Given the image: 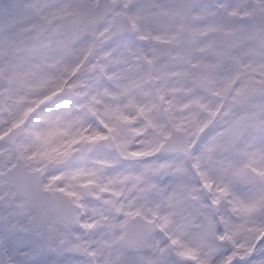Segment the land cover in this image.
Segmentation results:
<instances>
[{"label":"snow or ice","instance_id":"6c2138e0","mask_svg":"<svg viewBox=\"0 0 264 264\" xmlns=\"http://www.w3.org/2000/svg\"><path fill=\"white\" fill-rule=\"evenodd\" d=\"M246 7L249 27H264V0ZM171 10L199 16L205 11L183 3ZM60 11L66 13L63 19L47 20L23 47L0 44V161L10 185L36 207L34 219L51 224L74 217L86 231L118 227L122 235L134 237L144 231L132 219L137 217L167 237L168 248L179 249L180 259L171 264L196 261L193 244L200 232L211 231L221 246L231 240L233 251L209 264H236L238 258L243 264H264V156L241 163L247 175L234 171L236 157L220 160L245 136L254 133L264 143V58L245 62L256 77L253 82L225 55L209 65L198 46L183 69L192 74L183 90L158 84L154 91L144 80L158 65L147 52L161 39L162 28L146 8L70 0ZM213 11V20L235 23L230 4L218 3ZM17 52L24 55L17 58ZM142 54L148 67L137 63ZM161 156L176 159L146 162ZM123 162L140 168L107 177L105 183L107 173ZM171 167L176 173L166 197L167 214L159 206L149 209L151 216L143 205L125 211L134 205L120 204L126 196L122 186L145 181L157 188V176ZM241 184L253 191L242 195ZM136 187L132 183L128 193ZM47 192L60 195L48 197ZM90 194L101 204L93 206ZM108 209L124 219L113 225ZM85 216L91 222H84ZM245 242L247 254L238 256L236 249ZM97 254L90 249L89 255ZM118 264L170 262L142 258Z\"/></svg>","mask_w":264,"mask_h":264},{"label":"rangeland","instance_id":"374dc122","mask_svg":"<svg viewBox=\"0 0 264 264\" xmlns=\"http://www.w3.org/2000/svg\"><path fill=\"white\" fill-rule=\"evenodd\" d=\"M57 1L55 5L49 9L50 0H28L26 8L23 10L17 5V0H0V44L7 47L9 44H15L23 47V42L27 40L32 35L30 30H36L45 24V19H49L51 16L53 20L63 19L66 13L60 11L61 5L70 2V0H53ZM115 4H138L143 6L146 3H151L150 0H121L118 3L116 0H112ZM157 2L158 0H154ZM259 1V0H258ZM214 2V3H213ZM213 2H206L201 8L204 9V15H196L195 19L187 20L189 22L184 25H179L178 30L174 31L170 29L166 24L160 23L156 24L158 27L162 28V35L159 41L155 42V47L147 52V57H151L153 62L158 65L157 70L152 71L151 74L145 76L144 83L148 84L149 76L152 75L156 79L157 84L163 87H168L169 85L181 88L183 90L184 81L192 78V74L183 69L191 63L192 50H199V55L203 56L209 65H215L217 59L209 56V51L215 52L218 56L225 55L230 60H232L240 69V72H249V75L253 77V82H255V75L250 71L245 62H251L264 58V36L262 35L259 27L250 28L247 23V17L249 15L247 7L249 4L248 0H214ZM215 3H227L230 4L235 11L239 12V19L242 21L240 28L232 29L230 25H225L219 19L217 21H203V17H208L212 19L214 16L213 8ZM202 5V4H201ZM168 5H166L167 7ZM40 10L41 17H35L33 10ZM200 9H197L199 11ZM168 12V10L166 9ZM6 15V17H4ZM202 18V20H201ZM198 22V26L192 25L191 22ZM9 21V22H8ZM6 22V24H5ZM189 28L198 38L199 43L193 48H185L178 40V31L182 26ZM212 29H223L225 31L231 32L233 34L232 40L228 43H223L221 41H215L213 38L206 39L208 34ZM35 32V31H34ZM134 47L139 46V41L134 35L131 38ZM207 40V41H206ZM255 41V46L253 45ZM213 44V46H211ZM211 46V47H210ZM261 48V51L259 50ZM209 48V49H208ZM17 58L24 55L23 52L16 53ZM140 58L146 61V57L142 54ZM140 58L137 63H140ZM148 67V64H147ZM158 73V74H157ZM207 78V77H205ZM208 79V78H207ZM211 85V84H210ZM212 86V85H211ZM154 91H158L155 87ZM247 123L250 125L253 123L252 114H249ZM239 135V134H238ZM264 143L253 133L238 139L235 146L230 147L227 151L220 156V160L228 163L231 157L237 158V164L234 171L238 174L247 175V167H241V163L244 161L251 162L252 159H260L264 156ZM255 153V156L253 155ZM2 155V153H0ZM168 157H158L151 161H146L148 163H155L157 160L162 162ZM176 159V158H173ZM168 159V160H173ZM87 163V162H86ZM206 163H213V161H206ZM35 166V165H34ZM134 163L118 167L107 173L105 177V183L107 182V177L115 176L118 173H128L129 169H136ZM140 167V166H139ZM0 169H5L4 164L0 161ZM176 173V168L171 167L164 172L163 175L157 176V181L159 187L152 188L149 186H144L142 182H130L127 186H122L125 188L126 196L120 200V204L123 205H134L133 207H126L125 211H136V207L143 205V212L145 215L151 216L149 212L150 208H157L159 206L160 213L167 214L170 210L167 204V194H169V185L175 180L174 174ZM152 175L151 172L148 175ZM132 183H136L137 187L133 189L131 193H128V188L131 187ZM145 187L146 190L144 189ZM150 187V189H149ZM4 191V184L0 181V217L4 219V224L0 228V239L5 238L6 249L12 261L15 264H25L23 260L26 259L32 264H39L34 259V253H32V248H22L17 241L10 239V232L16 225L20 224V214L26 211L22 199L13 190L8 189ZM146 193L148 191L157 196L156 200H146L143 191ZM239 191L242 195H249L253 189L249 184H241ZM13 197L14 202L11 204L8 198ZM93 200H89L93 206H98L101 204L100 201L95 199V195L92 196ZM111 210L113 212L111 213ZM108 209L109 215L113 217L112 224L117 225L121 220L124 219L123 215L116 213L114 209ZM116 213V214H115ZM115 214V216H114ZM155 219V217H152ZM82 221H77L75 225L80 228L81 232L78 233L74 228H71L72 232L75 233L70 235L62 222L56 221L50 224L51 229V240L53 249L49 255L55 254L58 256V264H80L76 261L75 256H79L78 260H82L85 264H92L90 259L86 257L85 253H82L85 249L98 250V254L94 259L96 264H118L121 260H131L138 259L135 258V253L131 256L122 245V229L118 227H103L96 231H86L80 227ZM84 222H91V217L85 216ZM85 232V233H83ZM230 235H235L230 233ZM69 239V240H68ZM186 242V241H184ZM227 244V251H225L219 245V242L215 238L214 232L202 231L199 233L198 238L195 240L193 246L197 249V260L191 262V264H209V262L215 257L220 259L221 254L226 257L229 252L233 251L232 241H225ZM82 246V247H81ZM36 248V246L34 247ZM247 248V243L245 242L243 249H236L238 256L246 255L245 249ZM179 249L174 247V254H170L168 248L167 237L162 233L155 235L150 238L148 243V248L145 255L142 258H151L153 260L167 259L170 264L172 261H178L180 258L176 255ZM90 252V251H89ZM81 253V254H79ZM137 254V253H136ZM29 255V257L27 256ZM264 255V253H260ZM141 257V256H140ZM256 258V257H254ZM236 264H243L240 259ZM31 264V263H30ZM184 264H189L185 261Z\"/></svg>","mask_w":264,"mask_h":264},{"label":"water","instance_id":"95a60500","mask_svg":"<svg viewBox=\"0 0 264 264\" xmlns=\"http://www.w3.org/2000/svg\"><path fill=\"white\" fill-rule=\"evenodd\" d=\"M217 34L223 35L222 32H217ZM182 37L186 41L191 40V36L186 32H183ZM151 233L152 231L149 230L147 233H139L134 237H129L125 234L124 242L129 248L133 249L135 246H137L140 249V251H142L145 249L146 241Z\"/></svg>","mask_w":264,"mask_h":264},{"label":"flooded vegetation","instance_id":"af4514ba","mask_svg":"<svg viewBox=\"0 0 264 264\" xmlns=\"http://www.w3.org/2000/svg\"><path fill=\"white\" fill-rule=\"evenodd\" d=\"M0 176H1V173H0ZM2 179H0V181H1ZM6 186L4 185V191H6L5 188ZM23 203H25L24 201H23ZM27 219H30V220H32L33 219V215L32 216H27L26 217Z\"/></svg>","mask_w":264,"mask_h":264}]
</instances>
